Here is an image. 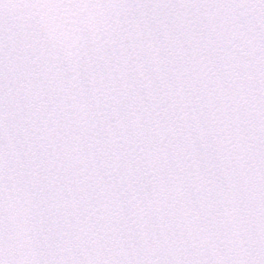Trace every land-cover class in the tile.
I'll return each mask as SVG.
<instances>
[{"label":"clouds","instance_id":"9594fccd","mask_svg":"<svg viewBox=\"0 0 264 264\" xmlns=\"http://www.w3.org/2000/svg\"><path fill=\"white\" fill-rule=\"evenodd\" d=\"M0 264H264V0H0Z\"/></svg>","mask_w":264,"mask_h":264}]
</instances>
